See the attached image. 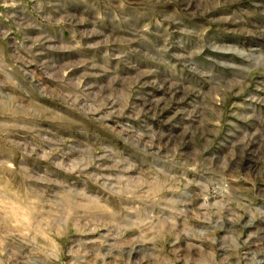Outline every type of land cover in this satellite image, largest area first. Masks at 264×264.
<instances>
[{"label": "rangeland", "instance_id": "1", "mask_svg": "<svg viewBox=\"0 0 264 264\" xmlns=\"http://www.w3.org/2000/svg\"><path fill=\"white\" fill-rule=\"evenodd\" d=\"M0 264H264V0H0Z\"/></svg>", "mask_w": 264, "mask_h": 264}]
</instances>
